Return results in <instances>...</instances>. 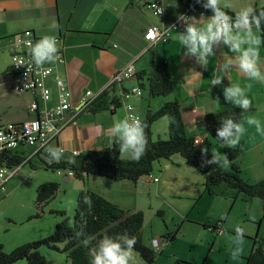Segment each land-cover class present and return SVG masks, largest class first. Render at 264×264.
Listing matches in <instances>:
<instances>
[{"label": "crops", "instance_id": "crops-1", "mask_svg": "<svg viewBox=\"0 0 264 264\" xmlns=\"http://www.w3.org/2000/svg\"><path fill=\"white\" fill-rule=\"evenodd\" d=\"M160 1L164 7L162 16L155 15L142 0H0V54L4 52L6 55V67L10 59L7 53L15 49V35L24 29H32L38 39L45 35L58 38L60 59L51 63L54 71L46 78L45 83L52 91L49 105L56 102V76L67 84L70 92L72 118L60 131L55 144L64 148L61 161L73 159L75 156L71 154L72 150L82 154L88 150L111 145L113 138L109 130L115 121L126 117L127 105H132L134 111L144 121L148 111L157 110L169 100H177L179 103L186 135L189 137L200 135L203 139H209L211 150L218 143L204 126V114L235 108L233 104L225 101L223 95L224 87L230 83L239 84L244 88L251 85L250 90L246 88V94L252 101V106L243 114L247 132L242 137L240 146L235 148L238 151L237 156L229 159V167L220 168L224 171L229 170L231 164L235 163L239 166L244 179L254 182L264 178V135L257 133L255 126H248L246 123L248 117L254 116L264 124V83L249 80L239 67H233L227 73L220 72L218 66L222 61L238 55L230 52L227 46H221L216 50V55L208 58L207 70L196 63L195 57H185L183 47L176 38V32L184 31L185 27L171 28L166 41L146 40L144 34L150 25L167 27L187 7L181 0ZM227 2L231 4L229 9L234 12L248 5L254 7L264 5L261 0ZM210 14L206 13L204 16ZM190 16L199 18L201 15ZM199 22H205L204 18L201 17ZM259 35L264 40V23ZM159 61L167 62L173 89L164 96H151L148 74L153 64ZM127 64L134 67L133 78L125 80L122 86L113 87L111 93L120 105L114 109L108 107L96 112L84 109L81 99L85 91L91 90L93 93L91 97L98 95L109 86L114 72ZM259 64L261 71L264 72V43L259 48ZM139 74L143 75L142 79H138ZM215 75L224 76L221 85H211V79ZM14 80L15 77L10 71L3 73L0 69V124L22 122L31 118L28 105L34 96L27 91L16 92L13 88ZM135 85L142 89L141 95L131 91V87ZM145 131L148 139L147 148L150 141L158 137L166 138V117L153 120ZM32 150V146L21 145L15 148L11 155L23 159L21 167L29 162L32 170L37 168V163L33 159L45 168L55 162L46 155H31ZM219 151L224 153L223 148ZM122 156L129 158L127 155ZM151 174L157 176L158 180L151 181L146 176L137 181L114 180L94 174H82V177L77 178L75 186L79 191L89 189L97 192L130 211L141 210L136 206L140 199V187L148 190V195L154 190L163 197L167 195L169 198L188 199L190 201L188 207L192 204L189 213H192L196 205L193 204L194 200L202 201V204H208L212 213L215 212L208 221L221 226L223 229L221 235L234 230L237 225L242 226L241 222L245 220L252 222L257 218L254 214L250 217L253 219H248L247 213H244L245 218L241 221L231 222L232 211L237 201L246 198L238 194L233 199L229 192L223 191L228 198L218 206L215 202L218 201L216 193L208 194L204 189L202 172L178 153L170 158L156 160ZM249 201L253 203L255 200ZM182 216L189 217L186 212ZM260 224L259 235L264 236L263 222ZM247 234H250L248 237L252 236L251 232ZM251 248L250 245L247 251H242L240 257L244 262Z\"/></svg>", "mask_w": 264, "mask_h": 264}, {"label": "trees", "instance_id": "trees-1", "mask_svg": "<svg viewBox=\"0 0 264 264\" xmlns=\"http://www.w3.org/2000/svg\"><path fill=\"white\" fill-rule=\"evenodd\" d=\"M181 1L187 5L196 3L194 0ZM196 5L205 13H211V10L204 9L202 4L196 3ZM256 8H264V5ZM225 10L228 11L229 15H235V12L231 9ZM36 39L38 40V38ZM137 77L142 79L143 75L139 74ZM148 79L149 94L151 96H164L173 89V81L166 61L154 63L148 74ZM113 87L115 86L102 90L84 109L96 112L108 107H111V109L118 107L120 105L118 100L111 95ZM243 114L244 111L236 107L218 112H207L203 116V123L208 133L218 143L216 135L217 129L221 127V118L234 115L235 119L241 120L243 119ZM162 116L171 118V120L167 119V137H158L150 141L145 154L139 160L123 157L119 154L118 146L115 142H112L111 145L78 154L71 160L60 161L59 163L53 162L48 165V168L52 170L71 169L76 178L82 177V174H94L114 180L129 179L137 181L142 176L152 173L153 164L156 160L170 158L178 153L202 172L204 175V189L208 194H215L216 189L223 185L226 189L232 190L233 199L238 194L243 195L246 199H258L264 212V178L254 182L244 179L240 174L239 166L235 163H232L231 168L225 171L221 170L217 165L201 167L202 148L209 149L208 158L211 159L210 140L203 139L200 143L195 144L193 142L194 137L186 135L183 117L177 100L166 101L157 110L148 111L144 122L148 126L153 120ZM11 152L0 153V162H4L8 166L21 163L23 159L21 157L15 158L11 155ZM223 152L230 160L234 159L238 154L237 149L228 147H224ZM58 188L59 184L53 181L39 185L36 188L35 201L37 206L42 208L47 204L54 197ZM85 196L89 198V204L84 203ZM49 211L65 215V212L60 209H50ZM156 213L160 215L161 211L157 210ZM143 221L144 213L142 210L130 211L124 209L97 192L82 189L76 196L72 221L67 216H64L55 224L54 230L50 234L37 240L22 243L8 252L3 250V246L0 243V264H13L19 259H25L27 264H53L47 261L38 251L41 245L64 252L68 259V264H89L90 248L95 246L100 239L106 235L114 237L124 234L136 238L137 243L134 251L147 264H153L157 253L143 242L141 231ZM80 229H83L86 234L95 237L89 247L83 246L81 242L83 237L76 239L75 232ZM163 237L166 238H164V242H172L176 235L175 232H167ZM245 264H264V237H257L256 235L253 237L252 248L245 257Z\"/></svg>", "mask_w": 264, "mask_h": 264}, {"label": "rangeland", "instance_id": "rangeland-1", "mask_svg": "<svg viewBox=\"0 0 264 264\" xmlns=\"http://www.w3.org/2000/svg\"><path fill=\"white\" fill-rule=\"evenodd\" d=\"M7 54L10 58L9 51ZM6 61V55L3 52L0 54V69L3 73L9 71L10 59L5 67ZM33 160L37 163L35 170H32L29 162H26L14 177L0 188V243L6 252L22 243L50 234L55 224L64 216H67L70 221L73 219L76 194L79 191L75 186L77 178H65L62 174L58 175L55 169L45 168L38 164L36 159ZM6 169L8 171L9 168ZM49 181L58 183L59 188L54 197L40 208L35 201L36 188ZM140 189V199L136 202V206L140 207L144 213L141 229L143 242L157 253L153 264H245L240 257L241 254L237 258H233L231 254L233 247L231 237L234 235V230L217 235L212 229L211 226L214 223L211 224L208 219L215 212H211L208 204L194 200L193 204L196 205L192 213H189L188 210L192 204L188 207L190 203L188 199L169 198L170 196L167 195L163 197L154 190L151 195H148V190L142 187ZM223 191L231 194L232 190L225 189L223 185L216 189L218 201L215 202L218 206L228 198ZM252 199L255 200L253 203L249 201L250 199L238 200L230 219L231 222L241 221L245 218L244 213H247L246 218L253 219L250 217L256 214L257 218L252 222L251 220L241 222L245 229L243 251H247L248 247L252 246L255 235L264 237L259 235L262 222V230H264V212L259 200ZM50 209L63 210L65 215L50 212ZM157 210L161 211L160 215L156 213ZM185 212L189 217L183 218L185 216L182 215ZM167 232H175V239L172 242L165 241L159 249L154 248L151 244L152 239L161 237L164 240L163 236ZM248 232H251L252 236L248 237L250 235L247 234ZM38 251L53 264L69 263L64 252L45 245H41ZM133 254L136 264H147L137 252L134 251ZM13 264H27V262L25 259H19Z\"/></svg>", "mask_w": 264, "mask_h": 264}, {"label": "clouds", "instance_id": "clouds-1", "mask_svg": "<svg viewBox=\"0 0 264 264\" xmlns=\"http://www.w3.org/2000/svg\"><path fill=\"white\" fill-rule=\"evenodd\" d=\"M195 2L202 4L204 9H210L211 15L205 17L202 13L199 18L184 14L178 15V20L184 22L185 30L176 32V38L183 47L184 56L195 57L196 63L207 70L208 58L216 55V50L221 46H227L230 52L238 55L222 61L218 70L227 73L233 67H239L249 80L264 83V72L261 71L259 64V48L264 43L259 35L262 23H264V8L258 9L248 5L240 8L232 16L225 10L231 8V4L227 0H195ZM163 10V8H158V14ZM201 17L205 22H199ZM171 27L175 28L176 26ZM28 54L31 57V63L43 70L46 63H53L60 59V47L55 36L45 35L34 44L29 45ZM223 77L222 75L213 76L211 85H221ZM246 88L250 90L251 85H247ZM246 88L230 83L223 89L225 101L233 104L236 108L248 111L252 106V101L247 97ZM234 117L233 115L221 118V127L217 129L216 135L218 145L210 150L211 159L208 158L209 149H201V167L208 165H217L221 168L229 167L230 160L219 149L237 148L247 132L244 120H237ZM166 119L171 120L170 117H166ZM246 123L248 126H255L256 132L264 135V124L260 119L250 116ZM146 128L147 124L136 116H126L115 121L109 133L113 142L118 146L119 154L127 155L133 160L141 159L148 146ZM45 151L50 160L56 163H59L63 158L61 147L47 146ZM84 203H90L87 196L84 197ZM75 237L76 239L83 237L81 242L84 247L92 245L95 239L94 236L86 234L83 229L76 231ZM244 237L245 229L239 225L235 226L234 235L231 237L233 258H237L242 253ZM136 243V238L127 234L114 237L106 235L90 248L89 264H136L133 254Z\"/></svg>", "mask_w": 264, "mask_h": 264}, {"label": "built area", "instance_id": "built-area-1", "mask_svg": "<svg viewBox=\"0 0 264 264\" xmlns=\"http://www.w3.org/2000/svg\"><path fill=\"white\" fill-rule=\"evenodd\" d=\"M144 4L157 16H162V13L158 14V8H163V4L160 0H142ZM264 4V0H261ZM156 5V6H154ZM205 15L206 13L197 7L196 3L187 5L185 10L181 13L186 16L191 14ZM180 15V14H179ZM211 15V14H210ZM184 27V22L178 20V16L173 22L167 26H158L156 24L150 25L144 38L148 41L163 40L166 41L169 36L171 26ZM175 27V28H176ZM58 40V38H56ZM37 41L32 29H24L15 35V49L10 53V67L9 71L15 77L13 88L16 92H30L33 94L34 99L28 105V113L31 114V118L22 122H13L7 124H0V153H7L13 151L15 148L21 145L32 146L33 150L31 155H46L45 151L47 146H55L60 131L71 120V102L70 92L67 84L58 76L55 77V86L57 89L56 102L53 105H49L48 102L51 99V88L45 83L47 77H49L54 67L51 63H46L43 66V70L33 63H31V57L29 53V45L34 44ZM23 47V48H21ZM18 63H22L19 64ZM134 67L132 64H127L121 69L114 72L111 82L108 87L122 86L125 80L131 79L134 76ZM131 91L137 95H141L142 89L135 85L131 87ZM91 90H86L84 96L81 99V105L86 106L95 96H92ZM126 116L139 115L134 111L132 105H127ZM200 135H196L193 138L195 144L202 141ZM59 147L58 145H56ZM64 152V148L61 147ZM71 154L76 156L79 154L77 150H72ZM22 163L12 164L8 166L4 162H0V188L13 177L20 169ZM6 168H9L8 171ZM56 173L65 175L67 177H74V172L71 169H56ZM147 179L151 181H157L158 177L152 174L146 175ZM212 229L216 234L222 233L220 225H212ZM164 243L163 238L152 239L151 244L154 248H160Z\"/></svg>", "mask_w": 264, "mask_h": 264}]
</instances>
